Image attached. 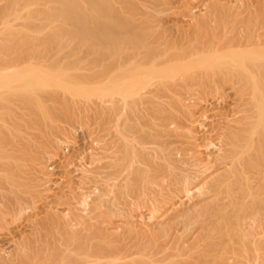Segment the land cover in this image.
<instances>
[{
    "label": "bare ground",
    "instance_id": "6f19581e",
    "mask_svg": "<svg viewBox=\"0 0 264 264\" xmlns=\"http://www.w3.org/2000/svg\"><path fill=\"white\" fill-rule=\"evenodd\" d=\"M195 1L0 0V23L43 21L0 30V264H264V0ZM57 82L99 101L83 186L60 193L72 142L37 128Z\"/></svg>",
    "mask_w": 264,
    "mask_h": 264
},
{
    "label": "rangeland",
    "instance_id": "374dc122",
    "mask_svg": "<svg viewBox=\"0 0 264 264\" xmlns=\"http://www.w3.org/2000/svg\"><path fill=\"white\" fill-rule=\"evenodd\" d=\"M198 1L197 0L195 1V5L196 6H200L199 2H202V0H200L199 2ZM4 2L5 1H2L1 5L6 6V3H4ZM197 2H198V4H197ZM3 6H1V7H3ZM20 6H25V5H20ZM41 7L42 6H39L40 9H41ZM9 8H10V6H9ZM23 8H22L23 11L21 9L17 8L18 11H19V12H17L19 16H11V17L9 16L8 20H10V21H9L8 25L4 21H1L2 25L0 27V30L4 31L5 28H6V25L8 27H10V28H13L14 31L16 29L19 31V30H21V29H23L25 27V29H23V30H25L27 32L26 35H28V37L31 36V35L35 36L36 34L34 33V29H37V26L42 25V22H43V21H41L42 19L41 20L39 19V16H41V15H37V16H35V18H33V20H31L33 22H35L37 20L36 23H32L29 26L28 25L27 26L23 25V24H26L25 23L26 22L25 21L26 20L25 17H24V20H22L23 19L22 18V16H23L22 14H24L26 12L25 7H23ZM20 10L23 12V13H21V16H20ZM24 10H25V12H24ZM37 11H38V7H37ZM25 14H24V16H25ZM37 14H39V13L37 12ZM18 17H21V18H18ZM54 18L57 20L60 17H58V18L53 17V19ZM38 19L41 22H39ZM62 19L63 18H60V21L57 20V22H63ZM56 20H54V21H56ZM54 21H53V23H54ZM57 22H55L54 24L51 25L52 27L53 26L55 27L54 31L56 29V26L57 27L60 26L59 25L60 23H57ZM50 24H51V21H50ZM61 25H62V23H61ZM54 31H53V33H54ZM52 40L53 39L46 40L44 42V45H46L48 47H51V46L53 47V44L57 43L58 41H57V39L56 40L54 39L53 41ZM54 46H57V45H54ZM13 56H15V58L21 57V58H19L20 59L19 61H24L25 59L28 60L29 61L28 62V66L31 65V67H37V68L43 67L41 61H39V60L35 61V59L31 60V58L38 57L36 54H31V55L28 56V54L26 55V53L25 54L17 53V54H15ZM59 64H60V66H58L57 64H53L52 67L54 69L57 68V67L58 68L60 67L62 70L63 69L67 70L66 69L68 67L67 66L68 65V61L67 60H64L63 62H60ZM55 65H57V67H54ZM84 66L86 68L87 65L83 63V67ZM18 68H19V66L13 68L12 70H15V69H18ZM80 68H82V67L80 66ZM40 72H43L42 76H44V77L49 76L47 73H45L43 71V69ZM49 79L51 81H56L57 80V78L53 77V75L50 76ZM54 84L56 86L55 87L52 86L53 88H51V89L54 92L55 91H58V92L60 91L59 92L60 94L66 95V97L68 98V100L65 101L66 106H65V108L62 111H60L59 113H56V115L57 114H59V115L56 116L54 114L53 118L56 119V117H57V119H56L57 121H56V123H54V125L56 124L54 126V128L48 127V122H45L42 119H40V120L38 119V127L37 128L41 129L42 132H44V134H46L45 130H46V132L54 131V134L58 135V136L60 135L62 137V139H63V137L64 138L66 137L65 139H67V136H69L68 138H70V140L72 142V145L69 143L71 146L70 145L67 146V144H63V148L64 149H63V151H60V153L62 154L61 156L67 155V157L66 156L65 157H66V159L69 158L71 163L70 162L68 163L66 161H64L63 163H60V162H62V159H60L59 161H56L55 167L52 170L50 169V172L52 171L51 172L52 173V179L55 182V183L52 184L53 185L52 190H53V192L54 191L58 192L60 188H63L65 191H68L69 190V186H71L70 181L72 182V184H74L75 187H77V189L79 187L83 186L82 184H80L81 183L80 182V177H81V170L80 169L83 168L80 165H83L86 162L85 160H86V158H88L87 156H89V155H86V154H90L93 151H95L97 148H99V146L97 144V134L99 133L98 116L96 114H93L94 111L90 110L91 106L93 105L92 103H94L95 100H96V103L97 102L99 103V101H97L98 100L97 97L88 98V97L78 96L77 89L72 87V86H70V85H68L65 82H61V83H59V85H58V82L57 83H53V85ZM54 92H53V96L51 97V99L54 98V94H56ZM58 92H57V94H59ZM217 99H219V97H217ZM217 99H213V101H215ZM62 101L64 102V100H62ZM89 101H92V102L87 103ZM45 103H46V105H48V104H51L52 102H51V100H49V99L47 100V98H46ZM89 106H90V108H88ZM86 107L88 108V110H89L88 112L89 113H86V115H85V112H87L85 110ZM80 111H82V114H81ZM83 111H85V112H83ZM78 116H83V117L82 118H80V117L78 118ZM58 127H61V128H58ZM58 129H60L62 131V133L59 132V134H57L58 133ZM30 132H32V130ZM36 132H38V131H36ZM46 146H48V142H47ZM83 154H85V155H83ZM82 155L85 156V159H84L85 162L84 161L82 162L83 159L80 160ZM55 160H57V159H55ZM93 187H94L93 182H88L85 185L84 191L88 192L91 189H93ZM80 190L81 189H79L78 191H80ZM58 193H60V192H58ZM66 194H68V193H66ZM58 203L59 202H54V200H52V202H51V205L54 206L55 210L62 211L63 209H66V205H64V204L63 205H61V204L59 205ZM43 205H45V200L42 201L41 204H40V206H42V207H43ZM47 208H48V206L43 207L44 210H46ZM121 219H122V217L120 215H116V216L113 217V220H114L115 223L120 222Z\"/></svg>",
    "mask_w": 264,
    "mask_h": 264
}]
</instances>
